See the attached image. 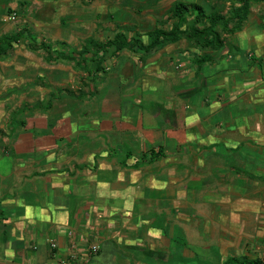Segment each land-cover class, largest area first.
<instances>
[{
  "label": "crops",
  "instance_id": "crops-1",
  "mask_svg": "<svg viewBox=\"0 0 264 264\" xmlns=\"http://www.w3.org/2000/svg\"><path fill=\"white\" fill-rule=\"evenodd\" d=\"M0 1V36L31 31L25 46L22 37L0 53V264H184V242H199L185 222L194 213L216 264L259 259V40L213 49L182 36L146 50L148 33L174 21V0L154 15L157 0L116 31L136 44L95 51L89 39H110L97 29L100 11L78 0ZM243 29L236 35L249 37Z\"/></svg>",
  "mask_w": 264,
  "mask_h": 264
},
{
  "label": "trees",
  "instance_id": "trees-1",
  "mask_svg": "<svg viewBox=\"0 0 264 264\" xmlns=\"http://www.w3.org/2000/svg\"><path fill=\"white\" fill-rule=\"evenodd\" d=\"M211 9L208 11L205 6L198 2H190L184 0H174L168 12L167 19L174 20L169 29L156 27L148 33L150 43L144 48L146 50L157 44L166 42H175L184 36L187 40L192 41L196 46L201 48L220 49L226 45V38L230 34L242 29L245 25L251 11V7L256 4L262 5V13L259 15L260 26L264 30V0H211ZM228 2V9L223 12L222 5ZM192 17L188 23L187 18ZM184 28H181L182 24ZM28 27H23L14 33L3 34L0 36V53H6L9 50L11 42L17 41L24 34H30ZM136 41H127L124 34L116 32L113 38L107 39L105 42H98L94 39H89V44L92 43L95 51L99 48L106 50L112 47L113 51H119L129 44L133 46ZM29 46L34 49H43L49 52V46L45 43L36 44L34 41L29 43ZM141 47H143L141 45ZM104 52V51H103ZM102 57V55H101ZM214 56L202 55L201 62L212 60ZM220 264H263L260 259H249L247 257L230 256Z\"/></svg>",
  "mask_w": 264,
  "mask_h": 264
},
{
  "label": "rangeland",
  "instance_id": "rangeland-1",
  "mask_svg": "<svg viewBox=\"0 0 264 264\" xmlns=\"http://www.w3.org/2000/svg\"><path fill=\"white\" fill-rule=\"evenodd\" d=\"M47 0H34V2H36L38 5H43L42 3H44ZM80 4H83L82 6H86L87 8L91 7V10L93 13H97V11L101 12L102 14H104V17L106 18V20H104V25L103 24H99L98 25V30H102L104 31V36H103V41H105L107 39V37H112L114 32L121 30L120 26H124L125 25H129V22L133 19V22H135L136 20V16L137 15H142L144 10H149L148 7H151L152 4L156 3L157 0H129L128 4L123 3L124 0H78ZM159 2L157 4H159L157 7L153 8V10H156V8H158L157 10V14L154 13V15H158V11L162 10V8H166L167 6H169L170 3H172L173 0H158ZM185 1H191V0H185ZM192 1H199L204 3L206 9L209 11L211 9V4L212 1L211 0H192ZM77 2V0H76ZM4 1L1 2L0 1V7L2 6V9H4ZM78 3V2H77ZM228 2H225L224 4H222L221 2H219L217 5L221 6L222 5V10L223 12H225L229 5ZM12 8L11 6H8L7 8ZM122 10V11H121ZM99 12V13H100ZM100 13V15H101ZM260 13H262V5L261 4H256L253 5L251 7V11L250 14L248 16V19L244 25V31L246 32H251V35L249 37H246V34H237L234 33V35H228L226 40H231V41H236L237 45L239 44L240 46H247L252 48V46L254 45L253 48H256V41L260 42L261 45L260 49L262 47V49H264V33L261 26H260V20H259V15ZM23 12L20 11V15H22ZM9 15V14H8ZM8 15L2 16V21H4L5 23L7 21H11L10 19H8ZM31 25L34 27V21L30 22ZM42 25L43 22H37V24ZM248 32V33H249ZM260 32V33H259ZM34 35H36V32L33 33ZM254 34V36L252 35ZM259 35V37L257 36ZM37 36V35H36ZM38 38V36L36 37ZM34 39V38H33ZM39 39V38H38ZM31 38L29 37H23L22 41L20 43H18V46L22 47L25 46L26 41H30ZM47 41V40H46ZM52 43H50V45H52ZM108 54V53H107ZM106 54V55H107ZM13 56H10L9 58L12 59ZM106 56H104L105 58ZM3 58V57H2ZM259 76V75H258ZM263 123H264V119H263ZM262 126L264 127V125L262 124ZM264 183V182H263ZM194 213V212H192ZM197 214L194 213V215L191 214V217L188 218V220H186V224L192 225L194 227L199 228L198 231L195 232V234L197 233L199 235V238H197V236L195 237L199 242L197 243H190L188 241L184 242L185 248H186V253L190 254V255H186L187 257L185 258L184 264H216L217 261L214 260L215 258V254L217 252V249L214 253H210L207 248V243L208 246L211 244L209 239H206V234L200 230L201 228H203V225L200 221L198 220H194V216L196 217ZM173 219H168V223L170 225V227L173 226ZM203 235H205V237H203ZM203 240V241H202ZM203 243V245L201 244ZM204 245H206L205 247H203ZM194 250V252H193ZM196 250V251H195ZM264 252V245L258 247L255 250V254L257 253V256L260 257L261 253ZM219 253V252H218Z\"/></svg>",
  "mask_w": 264,
  "mask_h": 264
},
{
  "label": "built area",
  "instance_id": "built-area-1",
  "mask_svg": "<svg viewBox=\"0 0 264 264\" xmlns=\"http://www.w3.org/2000/svg\"><path fill=\"white\" fill-rule=\"evenodd\" d=\"M15 18H16L15 13L8 16V19H10V20H14ZM90 249H91L92 253H96L99 249V246L97 244H93ZM259 259L264 264V252L261 253ZM62 264H67V263L65 261H63Z\"/></svg>",
  "mask_w": 264,
  "mask_h": 264
}]
</instances>
